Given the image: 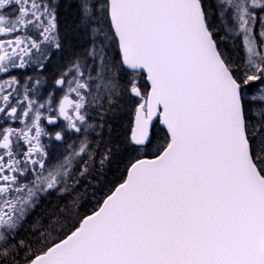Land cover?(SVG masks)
<instances>
[{
    "label": "snow or ice",
    "instance_id": "6c2138e0",
    "mask_svg": "<svg viewBox=\"0 0 264 264\" xmlns=\"http://www.w3.org/2000/svg\"><path fill=\"white\" fill-rule=\"evenodd\" d=\"M0 264H264V0H0Z\"/></svg>",
    "mask_w": 264,
    "mask_h": 264
}]
</instances>
